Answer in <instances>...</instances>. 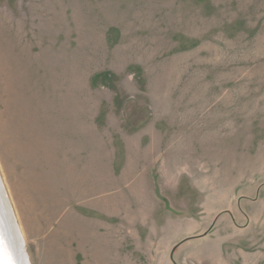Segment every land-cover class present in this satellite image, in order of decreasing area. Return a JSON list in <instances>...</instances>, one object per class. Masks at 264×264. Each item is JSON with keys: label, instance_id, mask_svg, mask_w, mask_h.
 Wrapping results in <instances>:
<instances>
[{"label": "rangeland", "instance_id": "374dc122", "mask_svg": "<svg viewBox=\"0 0 264 264\" xmlns=\"http://www.w3.org/2000/svg\"><path fill=\"white\" fill-rule=\"evenodd\" d=\"M0 177L27 264H264V0H0Z\"/></svg>", "mask_w": 264, "mask_h": 264}, {"label": "bare ground", "instance_id": "6f19581e", "mask_svg": "<svg viewBox=\"0 0 264 264\" xmlns=\"http://www.w3.org/2000/svg\"><path fill=\"white\" fill-rule=\"evenodd\" d=\"M9 203L0 177V264H27Z\"/></svg>", "mask_w": 264, "mask_h": 264}, {"label": "water", "instance_id": "95a60500", "mask_svg": "<svg viewBox=\"0 0 264 264\" xmlns=\"http://www.w3.org/2000/svg\"><path fill=\"white\" fill-rule=\"evenodd\" d=\"M177 248H178V246L175 247V249H174V251H173V253L171 255L172 260H174V253H175V251H176Z\"/></svg>", "mask_w": 264, "mask_h": 264}, {"label": "crops", "instance_id": "0c3cea01", "mask_svg": "<svg viewBox=\"0 0 264 264\" xmlns=\"http://www.w3.org/2000/svg\"><path fill=\"white\" fill-rule=\"evenodd\" d=\"M179 247V246H178Z\"/></svg>", "mask_w": 264, "mask_h": 264}]
</instances>
